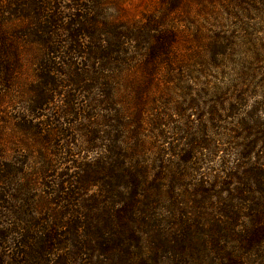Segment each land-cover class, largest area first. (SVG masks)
Returning <instances> with one entry per match:
<instances>
[{
    "label": "trees",
    "instance_id": "16d2710c",
    "mask_svg": "<svg viewBox=\"0 0 264 264\" xmlns=\"http://www.w3.org/2000/svg\"><path fill=\"white\" fill-rule=\"evenodd\" d=\"M102 1L6 0L1 6L0 0V71L14 82L25 52L23 39L28 38V46L37 50L33 65L38 85L24 103L26 115L37 118L49 111L51 118L44 124L48 137L67 138L70 129L81 138V147L70 138L65 146L50 147L46 156L39 152L46 168L43 174L36 171L37 181L34 175L21 179V170L13 173L11 183L8 180V207L0 193V264H264V125L239 122L222 134L220 144L239 148L236 163L228 167L222 160L221 174H209L211 183L200 178L194 191L210 199V189L227 194V188L235 186V194L218 216L191 214L195 205L189 207L187 198L179 195L189 189L181 184L187 175L174 172L164 155L177 157L179 171L195 160L191 154L206 150L214 155L219 147L206 140L202 130L195 136L186 126L178 132L185 150L172 145L168 153L151 152L139 133L145 89L157 80L162 65L174 70L176 36L152 15L130 26L97 28L95 14L99 17ZM182 1L163 0L162 15ZM62 2L69 4L66 12H58ZM235 2L262 7L264 14V0ZM6 20L8 37L2 28ZM216 45L212 41L209 48ZM138 59L145 85L133 91L131 130L123 108L114 101L117 86L109 81ZM244 94L237 91L227 102L219 99L220 109L212 107L208 115L222 112L227 104L226 116H235ZM164 124L150 122L158 141L165 139L157 132ZM22 129L32 134L34 128L29 124ZM89 153L93 159H87ZM152 156L159 159L156 167ZM58 164L74 169V174L65 172L51 181L53 175L46 173ZM33 186L41 192L36 198L30 194ZM205 250L214 259L206 261ZM158 257L162 259L154 261ZM164 259L166 263L160 262Z\"/></svg>",
    "mask_w": 264,
    "mask_h": 264
},
{
    "label": "rangeland",
    "instance_id": "374dc122",
    "mask_svg": "<svg viewBox=\"0 0 264 264\" xmlns=\"http://www.w3.org/2000/svg\"><path fill=\"white\" fill-rule=\"evenodd\" d=\"M5 1L1 0V6H4ZM246 4L237 3L235 0H183L172 13L163 16L162 11L166 8L163 0H103L99 17L95 14L97 28L100 29L130 26L138 20L141 21L143 16L152 15L155 20H163L164 30L171 29L175 34L176 41L172 50L176 63L172 65L174 70L170 72L167 65H162L158 68L160 74L156 76L157 80L154 79L145 89L144 114L140 124L142 130L139 133L142 141L146 143V148L151 152L161 149L168 153L167 149L172 145H177L179 150H185L184 140H181L182 136L178 132L186 126H189L190 134L200 136L202 130L206 140L217 144L219 151L214 155L206 150H198L191 154V158L195 159L192 164L179 171L177 157L164 155V160L169 161L174 172L187 175L181 184L189 185V189L179 195L187 198L189 207L195 205V208L190 210L191 214L198 211L206 218L215 217V214L218 216L219 211L224 210L229 204L228 200L235 194V186L227 188V194H218V189L207 187V190H211L212 197L214 196L210 199L203 195L197 196L194 191L197 190L194 186L200 178L206 183H211L209 174H221L222 160L228 167L236 163L239 148L220 144L222 134L228 133L227 130L233 129L239 122H246L248 126H252L253 122L255 125H264V14L262 7ZM60 5L58 12H66L68 2H62ZM3 11L4 9H0V16ZM4 18L8 19V15ZM2 21L0 18V22ZM6 21L2 28L8 37V20ZM23 41L25 52L18 72L14 74V82H8V72L0 71V175L4 176L3 179L0 178V183H3L0 185V193L7 207L8 180L9 183L12 182L14 172L21 170L23 173L20 177L25 180L29 175H34L31 178L37 181L36 171L43 174L46 168L45 163H40V158L44 162V157H41L39 152L46 156L50 147L55 144L65 146V142H69L70 138L73 139L72 143L81 147V138L70 129L66 132L67 138L58 135L48 137L46 131L49 129L44 124L51 118L49 111L44 113L45 116L37 118L26 115L24 103L34 95L32 90L38 85L33 65V56L37 54V50L28 46V38ZM212 41H217V45L209 48ZM139 62L138 59L136 64L125 70L124 74H120L117 80L109 81L111 85L117 86L114 101L123 108L124 117L130 125L135 109L133 91L145 85ZM176 68L179 69L175 70ZM237 91H243L245 94L244 102L235 116H226L227 104L223 105L222 112L219 110L216 115H208L210 108L220 109L217 104L219 99L227 102ZM260 102L263 103L262 107L259 106ZM255 108L257 112L253 113ZM258 109L261 112H258ZM159 120L165 122L164 126L157 130L164 133L165 139L161 141L154 137V126H149L151 121ZM29 124L34 128L33 133L42 135L33 137V133L27 134L28 130L23 131L22 128ZM53 124L60 125L55 121ZM80 124L86 125L83 121ZM131 126V130H134L133 125ZM261 130L264 132V127ZM45 141L52 142L48 143L50 145H44ZM56 149L57 147L54 148ZM93 156L94 153H89L87 159H93ZM82 157L81 153L75 156L78 160ZM151 162L156 167L159 159L152 156ZM61 167L62 165L58 164L57 169L48 171L46 176L53 175L52 181L65 172L71 176L75 172L72 168L67 171ZM196 168L197 172H194ZM176 173L171 178L177 177ZM11 188L10 185L9 191ZM31 188L30 194L33 198L40 196L41 192L36 189L37 186ZM197 200L205 202L198 205ZM203 256L206 261L214 259L206 250ZM159 259L162 258L158 257L154 261ZM160 262L166 263V259Z\"/></svg>",
    "mask_w": 264,
    "mask_h": 264
}]
</instances>
